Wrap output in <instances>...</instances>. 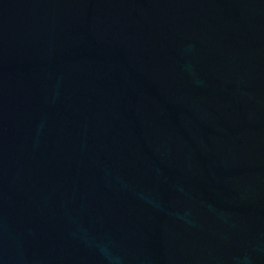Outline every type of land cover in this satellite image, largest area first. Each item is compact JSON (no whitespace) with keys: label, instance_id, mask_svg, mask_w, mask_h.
Returning <instances> with one entry per match:
<instances>
[{"label":"water","instance_id":"water-1","mask_svg":"<svg viewBox=\"0 0 264 264\" xmlns=\"http://www.w3.org/2000/svg\"><path fill=\"white\" fill-rule=\"evenodd\" d=\"M0 264H264V0H0Z\"/></svg>","mask_w":264,"mask_h":264}]
</instances>
